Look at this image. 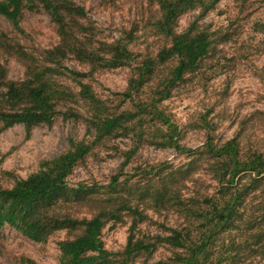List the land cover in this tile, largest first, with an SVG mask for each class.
<instances>
[{
	"label": "rangeland",
	"instance_id": "374dc122",
	"mask_svg": "<svg viewBox=\"0 0 264 264\" xmlns=\"http://www.w3.org/2000/svg\"><path fill=\"white\" fill-rule=\"evenodd\" d=\"M74 1L86 8L101 37L117 39L124 32L132 33V49L136 53L156 54L166 43L150 24L158 8L153 0ZM216 5L205 17L200 18L199 11L194 10L179 18L178 31L196 21L200 27L215 32L219 42L199 70L164 101L162 109L183 129L181 142L188 147L201 149L208 142V135L214 137L217 146L235 140L240 158L249 160L255 154L264 155V0H220ZM35 7L25 8L17 23L0 14V34L6 37L0 48V61L7 81L24 79V62L44 63L45 51L60 41L48 12L39 3ZM64 64L88 70L74 61ZM129 76V68H109L95 72L89 83L98 95L112 97L114 91L125 89ZM54 79L61 89L78 90L69 75ZM3 90L0 82V91ZM57 109L51 124L41 123L30 132L21 123L4 127L0 121V186L11 187L17 179L38 171L44 161L65 152L71 138L94 139L80 98L75 95L69 102L59 100ZM131 146V139L124 135L93 146L68 176L69 187L109 184L121 170L123 151ZM214 169L207 156L195 161L193 155L181 154L174 148L140 144L120 176L127 186L118 201L131 197L143 211L133 233L137 238L155 242L156 250L151 254H125L133 218L124 211L120 220L109 221L102 231L104 245L112 253L105 264L169 261L175 255L165 237L172 228L185 229L200 241L206 229L200 212L211 209L214 201L222 202L231 196L215 178ZM244 175L241 184L246 185V194L236 206L240 214L233 224L225 221L216 227L206 256L209 264H264V181L252 185L250 174ZM165 176L179 190L182 202L177 198L175 203L190 209L186 214L176 206H163L161 200H154L156 178ZM129 185L134 186L128 188ZM90 198L72 196V200L60 205L58 212L89 218L97 210L96 201ZM191 210L196 214L192 215ZM68 236L66 230L57 231L47 241L36 242L5 225L0 229V264H59L58 241Z\"/></svg>",
	"mask_w": 264,
	"mask_h": 264
},
{
	"label": "trees",
	"instance_id": "16d2710c",
	"mask_svg": "<svg viewBox=\"0 0 264 264\" xmlns=\"http://www.w3.org/2000/svg\"><path fill=\"white\" fill-rule=\"evenodd\" d=\"M153 1L158 8L150 24L166 43L156 54L143 55L132 49V33L124 32L117 39L101 37L94 21L88 18L86 8L74 0H0V14L13 23L20 20L25 8L34 10L39 3L55 23L60 37L54 48L45 51L44 63L24 62L26 73L20 81H7L5 66L0 61V82L5 88L0 91L3 126L21 123L30 132L41 123L51 124L58 113L59 100L69 102L76 95L87 109L89 133L94 137L82 141L71 138L70 147L44 161L38 171L17 179L11 187L0 186V229L9 225L36 242L47 241L57 231H68L69 236L58 241L59 264L109 262L112 253L104 245L102 231L109 221L120 220L124 211L133 218L125 254H151L156 250L155 242L137 238L133 233L143 211L131 197L118 201L121 190L127 186L120 176L142 143L174 148L181 154L193 155L195 161L207 156L211 167H215V178L231 194L222 202L214 201L211 209L200 212L206 226L200 241L185 229H170L165 240L171 244L175 256L162 264H209L206 256L216 227L225 221L228 225L233 224L235 216L240 214L236 206L246 194V185L242 187L241 184L244 174H250L252 185L264 181V155L255 154L249 160H242L235 140L217 146L211 135L201 149L188 147L181 142L183 129L162 109L164 101L199 70L219 42L215 32L200 27L196 21L178 31L179 18L194 10L199 11L200 18L205 17L220 0ZM5 42L6 37L0 34V48ZM65 61L87 66L88 70L66 67ZM109 68H129L130 76L124 90L114 91L112 97L105 98L94 91L89 78L95 72ZM62 74L72 78L77 91L57 86L54 77ZM122 135L131 139L132 146L123 151L121 170L112 181L103 187L70 188L68 176L93 146ZM156 180L154 200H161L163 206H176L186 214L190 209L186 205L182 209L175 203L177 198L182 200L179 190L171 183L173 180L166 176ZM92 193L95 195L88 197ZM72 196L96 201V212L89 218L58 212L60 205L72 200ZM105 198L108 200H103ZM190 213L196 214L192 210Z\"/></svg>",
	"mask_w": 264,
	"mask_h": 264
}]
</instances>
